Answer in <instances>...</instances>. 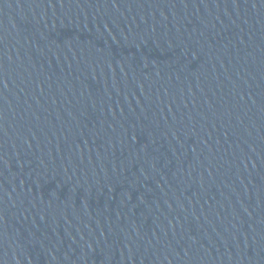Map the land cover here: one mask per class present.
I'll list each match as a JSON object with an SVG mask.
<instances>
[{"label": "water", "instance_id": "1", "mask_svg": "<svg viewBox=\"0 0 264 264\" xmlns=\"http://www.w3.org/2000/svg\"><path fill=\"white\" fill-rule=\"evenodd\" d=\"M0 264H264V0H0Z\"/></svg>", "mask_w": 264, "mask_h": 264}]
</instances>
